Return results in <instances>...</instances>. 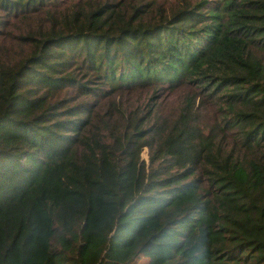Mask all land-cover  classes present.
I'll return each instance as SVG.
<instances>
[{
    "label": "trees",
    "instance_id": "16d2710c",
    "mask_svg": "<svg viewBox=\"0 0 264 264\" xmlns=\"http://www.w3.org/2000/svg\"><path fill=\"white\" fill-rule=\"evenodd\" d=\"M0 12L25 24L0 44V264H264V0L153 23L109 0ZM184 86L174 116L128 112L97 137L116 93Z\"/></svg>",
    "mask_w": 264,
    "mask_h": 264
},
{
    "label": "rangeland",
    "instance_id": "374dc122",
    "mask_svg": "<svg viewBox=\"0 0 264 264\" xmlns=\"http://www.w3.org/2000/svg\"><path fill=\"white\" fill-rule=\"evenodd\" d=\"M115 12H120L125 19H132L135 22L153 23L159 20L168 19L182 9L192 8V0H109ZM2 12H0L1 14ZM7 16L3 14L1 21L5 25L0 28V42L2 45H10L19 39V29L25 31V24L21 22V15ZM40 18L38 14L30 15L29 19L36 22ZM20 31V32H21ZM192 95V87L184 86L170 92L162 88H144L130 91L118 92L115 95L114 112L107 115L104 106L103 110L96 109L95 123L97 128L94 131L100 139H107L108 132L103 128L105 120H115L121 114L128 112L143 111V116H155L163 114L174 116L178 109L184 104L186 99ZM106 101V98L104 99ZM213 109L203 115L201 121L207 123L211 121ZM141 158L148 160V149L144 147L140 153ZM143 256L136 257L131 264H141Z\"/></svg>",
    "mask_w": 264,
    "mask_h": 264
}]
</instances>
